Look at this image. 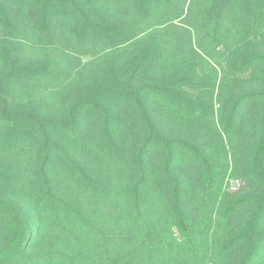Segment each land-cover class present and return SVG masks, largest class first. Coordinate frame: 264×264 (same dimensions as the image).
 <instances>
[{"label":"trees","instance_id":"1","mask_svg":"<svg viewBox=\"0 0 264 264\" xmlns=\"http://www.w3.org/2000/svg\"><path fill=\"white\" fill-rule=\"evenodd\" d=\"M210 261L264 264V0H0V264Z\"/></svg>","mask_w":264,"mask_h":264},{"label":"rangeland","instance_id":"2","mask_svg":"<svg viewBox=\"0 0 264 264\" xmlns=\"http://www.w3.org/2000/svg\"><path fill=\"white\" fill-rule=\"evenodd\" d=\"M174 22H176L175 24H180L184 26L186 25L185 24L186 21H182V19L174 20ZM167 24H168L167 22L160 24L159 27L161 29H165V27L168 26ZM153 26L150 24L148 28L151 29L153 28ZM167 34L168 33L166 32L165 34L166 37H167ZM27 36H31V37H25V38L19 39V42L21 45L17 52L20 53L21 56H23L25 59L30 58V57L42 56L44 53L48 54L50 57L56 56V60H57L56 65L67 69L70 75L76 74L77 72L76 70L79 64L85 65L90 61L97 60L104 53H106V49L103 47L98 48L100 49L98 54L97 53L94 54L90 52L91 49L89 51L84 50V52H82L79 46H76V48L71 47L73 46V44L69 43L68 35H66L67 36L66 38L62 37L63 39H59L57 38L58 36H56V33H55L52 39H50L44 44H42L41 41L38 40V36L35 33H32ZM235 180L237 179H233L231 178V176H227L225 179V184L226 182H230V187L236 188L237 186H236ZM215 231L216 229H212L211 233L213 234V232ZM212 262H215V260H213ZM208 264H212L211 261L208 262Z\"/></svg>","mask_w":264,"mask_h":264},{"label":"built area","instance_id":"3","mask_svg":"<svg viewBox=\"0 0 264 264\" xmlns=\"http://www.w3.org/2000/svg\"><path fill=\"white\" fill-rule=\"evenodd\" d=\"M236 186L238 185V181L235 180Z\"/></svg>","mask_w":264,"mask_h":264}]
</instances>
